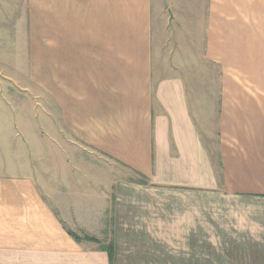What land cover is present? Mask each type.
I'll return each instance as SVG.
<instances>
[{"label": "crops", "instance_id": "1", "mask_svg": "<svg viewBox=\"0 0 264 264\" xmlns=\"http://www.w3.org/2000/svg\"><path fill=\"white\" fill-rule=\"evenodd\" d=\"M0 264H264V0H0Z\"/></svg>", "mask_w": 264, "mask_h": 264}, {"label": "rangeland", "instance_id": "2", "mask_svg": "<svg viewBox=\"0 0 264 264\" xmlns=\"http://www.w3.org/2000/svg\"><path fill=\"white\" fill-rule=\"evenodd\" d=\"M199 0H196L198 3ZM166 50V49H165ZM24 78H28L29 82L25 81L21 82L18 90L14 89V98H18L20 103L18 107H14L15 112H18L21 121L25 120V122L20 123V146L21 150L27 151V159L28 163L31 165L33 169L37 171L41 176L44 173V156H43V148L45 145L44 140V118L43 115L45 110H52V114L56 112V108H58L54 101H52L49 97L46 96V92L44 91L43 85V76L36 75L35 83L31 81L33 79L32 76H24ZM16 113V114H18ZM27 118H30L28 122ZM34 118V119H33ZM63 144V141L60 140L54 141L53 145L59 147ZM12 145V144H11ZM14 145V144H13ZM74 146V145H72ZM66 149V145H64ZM59 152V151H57ZM73 155H78V158H73V161L79 162L82 161L81 156L74 150ZM59 156H55V161L59 162ZM88 157L85 154L84 161H87ZM89 161V160H88ZM16 165V163H15ZM43 187H41V190Z\"/></svg>", "mask_w": 264, "mask_h": 264}, {"label": "trees", "instance_id": "3", "mask_svg": "<svg viewBox=\"0 0 264 264\" xmlns=\"http://www.w3.org/2000/svg\"><path fill=\"white\" fill-rule=\"evenodd\" d=\"M109 253H110V251H109Z\"/></svg>", "mask_w": 264, "mask_h": 264}]
</instances>
